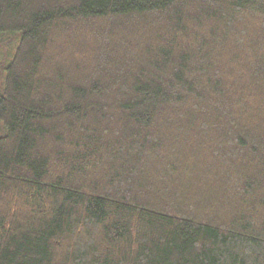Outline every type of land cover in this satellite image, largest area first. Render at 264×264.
<instances>
[{
  "label": "trees",
  "instance_id": "trees-1",
  "mask_svg": "<svg viewBox=\"0 0 264 264\" xmlns=\"http://www.w3.org/2000/svg\"><path fill=\"white\" fill-rule=\"evenodd\" d=\"M0 264H264V0H0Z\"/></svg>",
  "mask_w": 264,
  "mask_h": 264
},
{
  "label": "rangeland",
  "instance_id": "rangeland-1",
  "mask_svg": "<svg viewBox=\"0 0 264 264\" xmlns=\"http://www.w3.org/2000/svg\"><path fill=\"white\" fill-rule=\"evenodd\" d=\"M3 133V129L2 128H0V134H2Z\"/></svg>",
  "mask_w": 264,
  "mask_h": 264
}]
</instances>
